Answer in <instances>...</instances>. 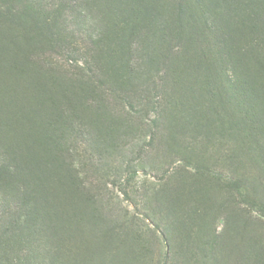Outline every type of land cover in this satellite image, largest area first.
I'll list each match as a JSON object with an SVG mask.
<instances>
[{
    "label": "rangeland",
    "instance_id": "1",
    "mask_svg": "<svg viewBox=\"0 0 264 264\" xmlns=\"http://www.w3.org/2000/svg\"><path fill=\"white\" fill-rule=\"evenodd\" d=\"M211 1L210 14L217 27L204 29L202 17L195 13L198 35H192L185 47L173 40L168 50L175 54L174 60L168 64L170 77L182 72L185 79L184 69L195 65L190 73L207 81L211 93L218 90L223 97L212 101L196 97L195 121L189 126L169 125L175 156L168 154V161L159 151L167 126L162 121L164 105L146 108L138 99L155 97L161 67L137 80L148 91L132 92L128 75L134 58L127 32L119 30L125 20L122 13L116 10L107 16L99 0L93 6L82 0H17V5L29 8L27 22L11 20L12 24L4 19L0 148L12 157L17 169L10 171L16 170L18 176L0 174V197L16 199L24 194L30 203L36 199L44 225L53 229L51 242L61 262L264 264V153L260 152L264 135L253 127V121L261 119L240 113L236 97H230L231 84L247 73L246 66L241 61L237 67L229 60L220 61L215 46L224 37L233 38L234 46H244L253 25L233 28L230 17L235 0ZM52 4L60 14H67V9L72 16L74 25L65 31L71 37L59 36ZM253 24L264 26V15ZM36 28H42L43 40L35 37ZM101 34L107 49L97 56L90 39ZM198 60L203 62L199 68ZM52 64L73 79L80 72L88 73L87 67L105 73L107 79L108 86L96 90L78 83L66 86L74 94L62 99H72L81 119L76 154L69 156L62 142L53 141L54 122L64 115L62 111L71 113L66 104L57 106L61 91L55 92L47 71ZM256 81L264 87V74L256 76ZM130 103L135 104V113L129 110ZM7 159L0 151V162L8 163ZM169 184L193 194L189 206L193 225L189 234L175 239L174 253L165 259L169 250L162 233L166 221L155 203Z\"/></svg>",
    "mask_w": 264,
    "mask_h": 264
},
{
    "label": "trees",
    "instance_id": "2",
    "mask_svg": "<svg viewBox=\"0 0 264 264\" xmlns=\"http://www.w3.org/2000/svg\"><path fill=\"white\" fill-rule=\"evenodd\" d=\"M82 1L86 2L87 5L93 6L97 0ZM99 1L104 2L102 5H105L107 16L117 10L125 17V20L119 24V30L127 32L131 58H134L131 61L132 66L130 67L128 75V83L132 92L138 95L148 91L147 88L142 90L140 85L137 84V80L161 67L158 81L159 85H156V88L155 85L153 87V90L155 88V97L146 96L138 97V99H143L139 100V104L144 102L146 108H152L154 105L161 103L164 105L166 117L162 121L167 126H165V132L161 133L163 135L161 140L163 145L159 146V151L160 153L163 152L165 160L168 161V154L173 153L175 156L174 151L171 150V143H173V136L171 135L173 133L170 134L169 125L172 126L171 124L174 122H180L181 125L189 126L192 124V121H195V115L198 113V105H195L193 101L196 100V97H210V101L214 97H223L218 90L215 92L212 91L211 93L207 81H201L190 73L195 65L191 68L189 66L188 69L187 67L184 69L186 70L185 79L180 76L182 72L179 75H175V77H170L171 64H168L170 60H174L173 55L175 54L168 50L173 40H178L179 44L185 47V44L193 39L192 35H198L194 22L196 19L194 17L195 13H199L202 17H200V21L204 29L214 31V28L217 27L215 25L216 19L210 14V4L212 1ZM8 2H10L8 5L4 2L0 4V33L2 35L5 27V18H9L12 24L17 22L23 24V22H27L25 19L27 18L29 8L27 9L26 7L25 9L17 5V0H8ZM234 4L233 16L230 17L233 28L236 25L244 27L245 23L252 22L251 25L253 26L249 27L247 40L244 46H234L233 38L224 37L220 42L217 41L215 46L219 50L220 61L229 60L236 67L239 66L241 61V64L246 66L247 73L244 76L242 74L241 79L238 78V75L237 82L231 84L230 97H236V105L240 113L250 114L254 119H261L260 121H253V127L256 128L255 131L257 133L263 136L264 87L257 83L256 76H262L264 74V26H256L253 22L256 23L258 17L264 15V0H235ZM51 6L53 8L51 9L52 12L58 16L54 17V26L57 28V32H61L59 36L65 34L71 37L72 35L70 33H65L68 28H72L74 25L70 21L72 16L68 13L69 11L66 9L68 15L62 11L60 14L56 6H53V4ZM38 10L40 9L38 8ZM11 20H14L15 23ZM42 31V28H36V32L39 34L35 37L38 36L43 40L45 37ZM115 31H117L116 27ZM216 32L218 30L215 29ZM87 34L89 36V33ZM2 35L0 42H3L5 39ZM35 37L30 39L31 43ZM105 41L107 39L103 37V34L96 35L95 39H90V44L96 47L97 56L103 54L107 49ZM50 43L52 44L53 42L50 41ZM116 46L120 47L119 44ZM95 63L97 62L95 61ZM145 63L150 67L143 68ZM202 63L201 60H198L196 67L199 68V65H202ZM251 66L253 69L250 68ZM85 69L89 72H80V76H75L74 79L63 76L59 68L53 64L47 70L53 89L55 92L58 90L61 91L59 94L61 98L58 100L57 106L66 104L69 108V113H71V115H67V111H62L64 115L54 122V132L56 134L53 141L57 143L62 142L65 145L66 151L68 152H66L68 154L67 156L76 154L74 144L81 133L80 127H78V123L81 124V119L77 115L79 107L72 106V99L70 101H64L62 99V97L64 99L67 97L70 99L74 94V89L72 90L71 87L68 88L66 86L76 85L78 83L90 87L93 90L108 86L105 73H99V71L94 72V70L88 67ZM205 75L206 73H204L203 78H205ZM200 91H204L205 94L200 93ZM76 102L81 105L79 100ZM128 106L131 112H136L135 104L132 106L130 103ZM67 132L68 136L66 137ZM0 151L8 156L7 160L9 161L8 163L0 162V174L5 176L16 174L14 176L17 177L18 173L15 172L16 170L10 171V168L12 169L15 165L12 157L8 155L5 148L4 150L0 148ZM260 152L264 153V144L261 146ZM169 163L166 165L169 166ZM14 169L17 168L14 167ZM73 176L75 174L71 173L70 178L73 179ZM165 186L161 197H159L158 202L155 204H157L160 216L162 215V218L164 216L166 221L162 233L165 235L164 243H166L169 249L165 254V259H167L166 255L171 253V251L174 253L176 248L175 239L181 237L180 235L183 233L189 234L190 228L193 225V214L189 210L193 194L190 191L184 192L179 186L172 187L170 184ZM35 200L33 199V203H30L29 200H25L24 194L16 199L6 200L5 197H0V264H66V262H61L62 257L59 255L57 247L52 246L51 237L53 229L44 225L43 218L40 216L39 207ZM186 207L188 208L186 209ZM110 235V233L105 234L107 237H110Z\"/></svg>",
    "mask_w": 264,
    "mask_h": 264
}]
</instances>
